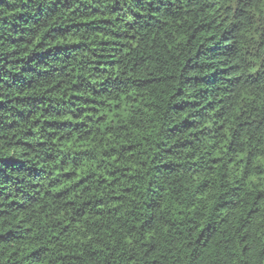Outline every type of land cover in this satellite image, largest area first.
I'll return each mask as SVG.
<instances>
[{
    "label": "trees",
    "instance_id": "1",
    "mask_svg": "<svg viewBox=\"0 0 264 264\" xmlns=\"http://www.w3.org/2000/svg\"><path fill=\"white\" fill-rule=\"evenodd\" d=\"M0 264H264V0H0Z\"/></svg>",
    "mask_w": 264,
    "mask_h": 264
}]
</instances>
